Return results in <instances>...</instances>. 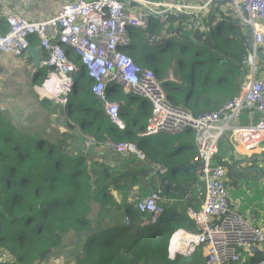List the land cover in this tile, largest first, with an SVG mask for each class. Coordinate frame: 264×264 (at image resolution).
<instances>
[{
    "label": "trees",
    "instance_id": "1",
    "mask_svg": "<svg viewBox=\"0 0 264 264\" xmlns=\"http://www.w3.org/2000/svg\"><path fill=\"white\" fill-rule=\"evenodd\" d=\"M191 18L185 13L151 16L148 30L164 35V43L144 45L143 31L133 28L129 54L153 70L173 105L200 114L218 109L240 92L247 30L240 21L223 17L220 7L202 17L196 30L188 28ZM7 29L1 21L0 32ZM33 38L37 40L32 37L31 43ZM67 52L77 72L64 109L95 143L87 150L83 139L74 141L68 131L52 138L36 128H19L0 112V264H207L204 245L191 254L177 252L174 258L169 252L176 231H200L188 210H200L202 204L196 207L197 195L188 197L182 188L189 182L204 184L197 175L193 130L165 134L169 142L152 139L158 135L140 138L152 110L149 100L110 81L108 99L120 104L126 124L120 129L94 95L80 57L71 48ZM55 105L49 101L48 108ZM105 138L137 143L147 160L126 154L112 163L97 152ZM153 161L167 168L166 173L154 170ZM141 162L146 165L137 167ZM145 168L153 172L151 183L141 179ZM236 170L230 167L229 174ZM158 178L161 188L155 185ZM149 189L161 190L162 198L172 200L163 202L157 222L148 221L150 216L131 198Z\"/></svg>",
    "mask_w": 264,
    "mask_h": 264
},
{
    "label": "built area",
    "instance_id": "2",
    "mask_svg": "<svg viewBox=\"0 0 264 264\" xmlns=\"http://www.w3.org/2000/svg\"><path fill=\"white\" fill-rule=\"evenodd\" d=\"M135 1L156 11L177 8L176 14L191 15L192 12L196 16L205 15L216 4L223 16H236L243 26L249 25L252 38L250 43L247 42L248 54L242 62L244 77L240 92L218 109L200 114L173 105L153 70L142 67L129 54L133 49L131 29H141L143 44L149 46L162 45L164 35L148 30L151 15L145 10L121 0H71L53 16L40 21L19 15L10 6L0 5V21L8 26L7 31L0 32V55L23 56L32 45L31 38H37L44 50L41 68L48 70L40 87L45 96L57 98L66 105L77 72V66L67 52V48H71L93 80L92 91L104 103L105 114L120 129H125L126 124L120 104L108 99L106 87L110 81L149 100L152 110L145 129L138 134L140 138L162 133L177 136L192 129L198 172L205 188L201 209L188 210L200 231L182 233L184 236L179 240L186 242L184 253L191 254L197 246L204 245L207 264H264V256L258 259L252 251L257 246L264 251V225L256 224L231 208L227 183L229 171L219 156L220 145L226 136L232 152L238 156L248 155L264 144V59L258 54L264 52V0H227L225 9L224 5H218L223 0H189L188 4L170 0ZM188 28L196 30L197 21L191 18ZM170 77L172 79L171 73ZM94 143L91 139L89 146ZM102 145L117 154H133L146 160V153L135 142L105 138ZM159 170L165 172L160 167ZM195 186L196 183L189 182L182 188L191 197ZM132 198L139 210L150 216L148 221L157 222L163 215L161 190ZM125 220L129 223L128 216ZM176 251L170 253L171 258L175 257Z\"/></svg>",
    "mask_w": 264,
    "mask_h": 264
},
{
    "label": "crops",
    "instance_id": "3",
    "mask_svg": "<svg viewBox=\"0 0 264 264\" xmlns=\"http://www.w3.org/2000/svg\"><path fill=\"white\" fill-rule=\"evenodd\" d=\"M68 1L71 0H0V5L10 6L15 13L25 16L30 20L40 21L53 16L60 9V7ZM170 1L173 3H189V0ZM218 5H223V3H218ZM215 10L213 11L212 8L209 14L215 13ZM197 16L191 12V17L195 21L198 20L197 24L199 26L200 19H202L205 15L198 14ZM32 45L40 46L39 42L35 39L33 40ZM43 52L44 50L42 49L40 54L41 58L43 57ZM42 69L43 68L37 70L35 69L33 64V55L30 52L19 57L9 53H3L0 55V112H2L5 117L12 122V124L19 128H36L37 131L52 138H54L59 132L68 131L75 136L74 141H79V138L84 139L86 137V133L80 129L76 122H73L71 116L66 114V110L63 105L59 106L56 104L54 107H50V109L48 108L49 101L54 99L45 96L40 87L41 84H36V80L38 79L39 73H41ZM45 99L47 101H44ZM181 134L183 135L184 132L179 135ZM192 142L195 144V139L194 141L192 140ZM177 145L178 144L175 143L174 147H177ZM193 151L197 154V148ZM97 152L105 154L106 157L114 164L126 156V154H117L105 147H98ZM219 156L222 162L228 167V171L230 167L234 168L236 166L237 170L234 171L233 174H238L240 176L238 179L228 183L229 188L231 186L238 189L237 191V189L232 188L233 190L230 192L229 202L231 208L244 212L243 214L253 220L256 224L264 225V208L259 210L253 206H247V209L244 208L243 210L241 208V201L245 198V196H241V190L239 189L242 185V188L246 189L248 197L256 196V193L264 191V144L250 152L248 155L238 156L232 152L228 139L225 143L221 144V152ZM143 164L146 165V163H142L137 167L142 166ZM152 165L154 170H159L160 167L165 171L164 173H166L167 168L161 166L160 163L153 161ZM256 168H260L262 170V176ZM149 169L150 171L152 170L150 166ZM145 170L146 168L143 169L144 172ZM159 171L161 172V170ZM146 172L141 179L145 182L151 183V176L153 172ZM197 175L202 181L203 179L200 177L199 172H197ZM241 178H244V180H241ZM247 181H252V186H246L244 183ZM160 184L161 179L158 178L155 185L161 188ZM204 185L205 184L202 186L196 182V186L193 189V194L197 195L194 202L196 207H200L201 204H203L204 200H202V197L204 199ZM151 191L152 190L149 189L144 193V195L149 194ZM133 195L136 194H132L131 198ZM163 199V202L168 200L172 201L170 199ZM177 232H180L181 235L184 236L182 233H189L191 231L179 229L176 233ZM181 235L179 239H181ZM179 239L177 240V245H175V247L177 250L184 251V248H186V242L183 240L180 241ZM257 248L259 249L261 256L257 255L256 257L260 259L264 256V251H262L259 246H257ZM175 255L176 253L174 256Z\"/></svg>",
    "mask_w": 264,
    "mask_h": 264
},
{
    "label": "rangeland",
    "instance_id": "4",
    "mask_svg": "<svg viewBox=\"0 0 264 264\" xmlns=\"http://www.w3.org/2000/svg\"><path fill=\"white\" fill-rule=\"evenodd\" d=\"M223 5H224V9L225 8H227L228 6V1L227 0H223ZM207 14H209V12H206V16H207ZM219 17L221 18V16L219 15ZM223 17H225V18H228L230 21H232V19H235V20H237L238 22H239V19L236 17V16H223ZM223 19V18H222ZM202 22H203V26H204V24H205V22L202 20ZM200 27H201V25H199ZM132 36V35H131ZM132 38H133V36H132ZM47 73H48V70L47 69H42L41 70V73H39V77H38V79L36 80V84H40L44 79H45V77H46V75H47ZM139 101V100H138ZM138 101H136V103H138ZM115 102H117V101H115ZM60 104V105H62L61 103H60V101H59V99H57V98H54V100H52V104ZM64 106V105H63ZM164 138H166L167 139V141L169 142L170 140L168 139V136L167 135H165V134H162V135H158V136H153L152 137V139L153 140H155V141H159V140H162V139H164ZM228 136H226L223 140V143H225L227 140H228ZM91 139H95L93 136H90V135H87L86 134V137L83 139V141L85 142V146H86V149L88 150V144H89V141L91 140ZM98 144V143H97ZM98 148V147H97ZM264 167V166H263ZM240 176L238 175V174H233V173H231V175L230 174H228V176H227V183H230L231 181H233V180H236V179H238ZM241 180H244V178H241ZM244 184H246V186H252V181H247V182H245ZM230 185V184H229ZM243 186L241 185V187H239V189L241 190V196H245V198L241 201V204H242V209L244 210V208L245 209H247V206H253V207H255V208H257V209H263L264 208V191H262L261 193H256L257 195L256 196H251V197H248V195L246 194V189H243L242 188ZM232 188H234V187H231L230 186V192H232ZM234 189H237V188H234ZM237 191H238V189H237ZM246 196H247V198H246ZM98 210V204H95L94 205V211H95V213H96V211ZM242 212V211H241ZM242 213H244V212H242Z\"/></svg>",
    "mask_w": 264,
    "mask_h": 264
},
{
    "label": "water",
    "instance_id": "5",
    "mask_svg": "<svg viewBox=\"0 0 264 264\" xmlns=\"http://www.w3.org/2000/svg\"><path fill=\"white\" fill-rule=\"evenodd\" d=\"M121 1H123L127 5H136L137 7L145 10L149 15L155 16V17H165L170 13H174V11H178L177 8H171V9H167L164 11H156V10L150 8L149 6L145 5L144 3H141V2H138L135 0H121ZM220 3H223V2L220 1ZM215 9H216V4L213 5V11ZM239 25H242V23L239 22ZM244 27L247 30V34H246L247 42L250 43L251 38H252L251 27L249 25H244ZM124 49H125V47H124ZM41 50H42V48L40 46H35V45H30L28 48V52H30L33 55V64H34V67L36 70L41 68V63H40L41 62V55H40ZM263 51H264V45H263ZM258 54H259L260 58L264 59V52L259 51ZM256 169L259 170L260 175L262 176V170L260 168H256ZM172 239H173V237L170 240L169 249H171ZM177 251L179 252L180 250H177ZM252 251L256 255L261 256V253L259 252V249L257 247H253ZM180 252L184 253V251H180Z\"/></svg>",
    "mask_w": 264,
    "mask_h": 264
},
{
    "label": "bare ground",
    "instance_id": "6",
    "mask_svg": "<svg viewBox=\"0 0 264 264\" xmlns=\"http://www.w3.org/2000/svg\"><path fill=\"white\" fill-rule=\"evenodd\" d=\"M210 13V12H209ZM180 235H181V233L179 232H177L174 236H173V239H172V244H171V249H170V251L172 252V253H174L175 251H176V247H175V245H177V240L179 239V237H180ZM182 236V235H181Z\"/></svg>",
    "mask_w": 264,
    "mask_h": 264
},
{
    "label": "clouds",
    "instance_id": "7",
    "mask_svg": "<svg viewBox=\"0 0 264 264\" xmlns=\"http://www.w3.org/2000/svg\"><path fill=\"white\" fill-rule=\"evenodd\" d=\"M202 181H204V180H202ZM205 184V183H204ZM204 188H205V185H204ZM176 234V232L172 235V237L174 236ZM171 237V238H172ZM171 240V239H170ZM169 252H170V249H169ZM172 253V252H171ZM177 253V252H176ZM181 253V252H180Z\"/></svg>",
    "mask_w": 264,
    "mask_h": 264
}]
</instances>
